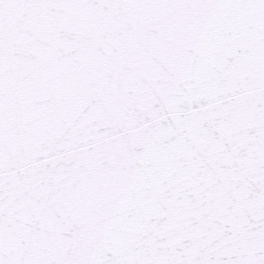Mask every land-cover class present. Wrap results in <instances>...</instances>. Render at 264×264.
<instances>
[{
  "label": "snow or ice",
  "instance_id": "1",
  "mask_svg": "<svg viewBox=\"0 0 264 264\" xmlns=\"http://www.w3.org/2000/svg\"><path fill=\"white\" fill-rule=\"evenodd\" d=\"M0 264H264V0H0Z\"/></svg>",
  "mask_w": 264,
  "mask_h": 264
}]
</instances>
